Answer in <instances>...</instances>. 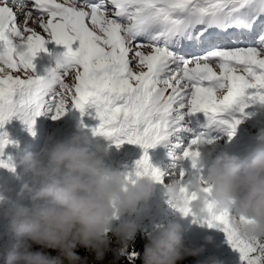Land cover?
I'll return each mask as SVG.
<instances>
[{
	"label": "snow or ice",
	"instance_id": "snow-or-ice-1",
	"mask_svg": "<svg viewBox=\"0 0 264 264\" xmlns=\"http://www.w3.org/2000/svg\"><path fill=\"white\" fill-rule=\"evenodd\" d=\"M229 30L237 33L231 47L219 42ZM241 39L252 43L238 46ZM48 43L62 46L71 66L45 94L33 60ZM256 103L264 104V0H0V129L16 118L34 136L42 114L58 120L67 109H94L93 136L143 152L130 182H162L148 150L179 131L186 116L203 114L208 129L231 138ZM9 143L0 131V154ZM198 143L192 139L176 160L197 170ZM0 167L14 170L11 161ZM184 176L180 169L184 201L175 210L221 231L240 264H264V241L242 239L229 209L218 213L206 200L204 218L193 215ZM137 259L119 248L108 264Z\"/></svg>",
	"mask_w": 264,
	"mask_h": 264
},
{
	"label": "clouds",
	"instance_id": "clouds-1",
	"mask_svg": "<svg viewBox=\"0 0 264 264\" xmlns=\"http://www.w3.org/2000/svg\"><path fill=\"white\" fill-rule=\"evenodd\" d=\"M50 59L52 67L39 82L45 94L57 89L71 66L64 53ZM255 105L264 108V104ZM256 141L259 146L243 161L223 152L199 155L197 175L185 187L193 196L194 216L203 219L205 201H210L216 212L229 209L237 218L234 227L242 239L264 241V127L258 130ZM212 143L210 137L200 136L198 147ZM42 151L43 159L25 151L11 164L13 169L20 167L29 174V180L17 195L18 200L26 197V205L0 200V218L17 237L3 255V264H88L77 249L94 254L95 261H103L112 242L108 233L120 249L128 248L137 228L122 217L146 213L154 182L147 177L130 182L126 175L107 167L108 148L94 144L79 126L70 137ZM164 189L171 207L182 206L184 194L177 179ZM146 239L142 264H179L204 251L203 247L188 245L177 224L158 227ZM211 243V238L205 237L204 244ZM34 246L38 250H33ZM202 264L222 262L209 258Z\"/></svg>",
	"mask_w": 264,
	"mask_h": 264
},
{
	"label": "rangeland",
	"instance_id": "rangeland-1",
	"mask_svg": "<svg viewBox=\"0 0 264 264\" xmlns=\"http://www.w3.org/2000/svg\"><path fill=\"white\" fill-rule=\"evenodd\" d=\"M41 35L42 30L36 29ZM237 35L235 30H229V35H221L219 42L225 46L231 47V36ZM252 41L241 39L238 46L251 45ZM75 47V46H74ZM45 52L37 54L33 60L34 74L43 76L45 71L52 67L51 55L63 54L65 49L54 43L45 45ZM150 51L145 49V52ZM22 73H13V75ZM73 76L66 78V83L72 84ZM99 120L95 118V110L87 109L83 115L75 109H67L65 114L58 120H52L51 114H42L39 116L34 125L35 135H30L16 118L11 119L5 124L3 131L7 133L8 140L14 142L18 146L17 152L13 154L9 151L10 143L5 147L4 153L11 154L12 158H6L0 154V161H11L13 164L17 157L25 151L37 154L43 159V149L52 143L62 141L70 137L75 129L79 126L84 133L93 140V143H100L108 148V156L105 158V165L123 175H129L131 179H135L133 173L135 163L138 161L143 152L137 145L122 144L116 148L113 143L100 136H93L92 130L97 127ZM207 121L203 114H196L185 119L179 125L180 130L174 131L169 137L158 144L155 148L148 150V156L153 168L161 173V183L153 184V195L148 201L146 213L139 216L122 217L125 222H133L136 228H141L149 233L154 232L158 227L167 226L168 224H177L181 228L184 240L192 247H203L204 251L201 255L196 256L197 264H202L209 258H215L222 264H240L239 255L233 251L226 243L224 234L217 229H209L205 224L199 221L194 222L193 216H182L175 208L171 207L164 195V185L172 180L178 179L180 169H183L185 176L181 183L186 185L196 175L197 170L191 168L188 160L178 161L183 150L188 147L190 141L196 137L208 136L213 143L206 148H197L200 156L206 155L208 151L212 155L220 153H228L236 155L240 160H245L259 145L256 141V135L260 128L264 127V108H258L256 105L250 106L245 111L242 122L237 126L235 134L229 138L226 134L219 131H212L206 127ZM36 129L40 132H36ZM186 129V130H185ZM202 174V173H201ZM29 180V174L25 173L22 168L15 167L14 173L6 168L0 167V200L9 202H18L27 204L26 197L17 199L21 185ZM143 207V206H142ZM205 237H210L211 244H204ZM17 237L9 230L7 222L0 218V261H3V255L7 253L16 243ZM33 250H38L33 247Z\"/></svg>",
	"mask_w": 264,
	"mask_h": 264
},
{
	"label": "trees",
	"instance_id": "trees-1",
	"mask_svg": "<svg viewBox=\"0 0 264 264\" xmlns=\"http://www.w3.org/2000/svg\"><path fill=\"white\" fill-rule=\"evenodd\" d=\"M161 227V225H160ZM153 233V232H152ZM149 233L141 228H138L136 231L135 238L130 242L128 249L134 250L138 253V259L136 261V264H142V256H143V249L144 245L147 243V236L152 234ZM111 244H110V250L105 254V259L103 261H95L94 254L86 252L83 249H77V254L81 258H87L88 264H108L109 261L112 260L114 254H118L119 251V245L116 243L115 238L112 237L111 233H108ZM49 255H56L54 252H49ZM0 264H3V261H0ZM119 264H125L124 260H121ZM179 264H197L196 257H186L185 259L181 260Z\"/></svg>",
	"mask_w": 264,
	"mask_h": 264
}]
</instances>
